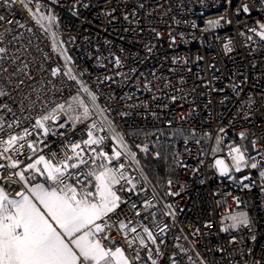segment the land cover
Wrapping results in <instances>:
<instances>
[{"label": "built area", "instance_id": "obj_1", "mask_svg": "<svg viewBox=\"0 0 264 264\" xmlns=\"http://www.w3.org/2000/svg\"><path fill=\"white\" fill-rule=\"evenodd\" d=\"M244 4L249 6L248 13L241 8ZM33 13L57 17L52 30L58 34L57 44L72 58L67 66L59 51H52L51 33L35 22ZM0 15L13 21L0 24V32L12 29L0 42L7 49L0 59V91L6 93L0 96V138L22 135L25 129L31 133L15 146L25 145L19 154L14 150L3 153L0 146L3 155L24 161L17 169L0 168V187L10 197L18 199L16 192L22 188L5 178L31 162L29 157L35 158L27 143L36 142L42 150L37 155L50 154L49 150L62 155L64 142L86 139L87 125L101 119L87 103L91 119L75 129H54L63 120L61 111L56 113L59 119L48 125L49 136L33 128L38 117L58 104L74 97L91 101L83 91L87 87L139 161L137 166L122 157L119 163H125L129 175L139 177L142 171L147 177V183L134 180L136 192L119 194L136 202L137 210H142L145 199L152 201L156 207L148 211L158 215L166 204L173 205L175 217L162 220L174 226L160 245L163 256L154 254L158 264H172L170 257L177 264H264V179L259 176L264 169V41L250 31L264 23V0H31L27 8L16 0L11 9L0 8ZM218 19L215 27L207 23ZM43 23L47 26L48 21ZM229 42L233 50L226 52L224 45ZM116 58L122 62L119 67ZM173 58L178 62L173 63ZM54 67L60 69L56 77L51 76ZM68 67L74 69L77 80L64 75ZM233 85L238 86L236 91ZM220 128L225 132L220 133ZM240 132L245 133L243 138ZM95 134L105 137L103 150L110 155L114 144L108 133ZM217 136L223 142L213 154ZM137 145H146L148 151ZM231 146L241 147L248 163L256 162L258 167H242L238 173L231 170L232 178L220 176L215 161L223 159L231 166ZM164 150L171 151V164L163 168V180L157 181L144 159L156 161ZM7 163L0 159V164ZM244 176L249 179L243 180ZM168 180L173 181L171 186ZM241 184L254 186L242 188ZM169 191L180 195H166ZM121 208L129 212L130 205ZM239 212L247 213L250 227H229L232 221L225 217ZM145 215L142 211L141 221L154 229L150 218L143 219ZM134 216L135 210L130 218ZM110 232L117 234L118 224ZM133 235L128 233L127 239ZM117 238L127 249L125 236ZM157 238L163 234L157 233ZM141 256L144 264H151L144 250Z\"/></svg>", "mask_w": 264, "mask_h": 264}, {"label": "snow or ice", "instance_id": "obj_2", "mask_svg": "<svg viewBox=\"0 0 264 264\" xmlns=\"http://www.w3.org/2000/svg\"><path fill=\"white\" fill-rule=\"evenodd\" d=\"M15 2L16 0H0V8L11 9ZM30 2L31 0H20L21 5L25 8ZM77 2L79 3L80 0ZM82 6L89 7L87 4ZM36 7L39 12L40 4L37 3ZM72 7L75 8L76 6L73 5ZM241 8L244 13L250 11L247 4L241 5ZM73 15H76L75 11ZM32 18L46 32L51 33L52 51H59L67 66L72 58L62 45L57 44L58 34L52 30L57 17L51 13L47 16L43 13H39L38 16L37 13H33ZM127 18L125 17V19ZM45 20L48 21L47 26L43 23ZM10 23L13 21L8 20L5 15H0V24ZM207 23L209 26L215 27L219 25L220 20H209ZM23 26L20 25V27ZM258 29H250V31H253L261 41H264V23H258ZM11 31L12 29L5 28L3 32H0V42L5 39V33ZM157 35L159 36V33ZM248 39L251 40L252 37H248ZM172 42L175 43V38ZM224 48L226 52L233 50L231 42L226 43ZM148 51L151 52L152 49L148 48ZM6 55L7 49L0 47V59ZM197 58L199 59V57ZM172 62L177 63L178 58H173ZM114 63L117 67L122 64L119 58H116ZM73 71V68L68 67L64 75L75 81L77 77L72 74ZM59 74V68L51 69L52 77ZM117 75L124 74L117 73ZM105 79L110 80L112 78L105 77ZM144 87L148 88L149 85L146 83ZM237 87V85H233V91H236ZM83 91L88 92L92 109L101 116L99 121L92 120L87 125V138L76 141L69 139L64 142L61 148L62 155L51 150H49L50 154L37 155L36 153L42 150L37 148L36 142L27 143V148L31 150L35 158L29 157L31 162L5 178L11 184L21 186L22 190L16 192L18 199L10 197L4 187H0V264H144L141 250L145 251L151 264H158L154 254L155 257L163 256L160 245L165 244L174 223L169 225L162 223V220L167 216L175 217V213L171 211L173 205L166 204L158 215L157 212L148 211L156 207L152 201L145 199L142 210H137L136 202L126 201L119 194V192H136L137 183L134 180H142L147 183V177L144 176L139 167H137V171H140L139 177H133L127 173L125 163H119L124 157L137 166L139 165L136 153L125 143L124 137L115 131L113 122L104 115L106 110L99 108L96 104V96L89 92L87 87H83ZM5 94L0 91V96ZM176 99L175 96L171 97L172 101ZM73 100L77 107L82 109L79 115L72 118V127L75 129L77 124L91 119V112L83 100L76 97ZM64 108L63 104L56 105L51 112L38 117L33 128L42 130L44 137L49 136L51 128L46 125V122L58 120L57 110L64 111ZM68 109L70 111L75 110L72 104L68 105ZM121 115L124 114L121 113ZM184 118L181 117V119ZM2 120L3 118L0 117V121ZM12 126V124L8 125L9 128ZM58 127L64 128V124L61 123ZM2 130L3 125L0 123V131ZM97 131H106L108 139L114 144L110 155L103 150L105 137L96 135ZM219 132L224 133L225 129L220 128ZM54 134L63 135V133ZM29 135L31 133L25 129L22 135L8 134L7 139L0 138L3 153L14 150L19 154L25 145L19 144L18 148L15 146ZM193 135H195L194 132ZM239 136L243 138L245 133L240 132ZM187 142L185 140L186 144ZM222 142V137L217 136V147L212 149L213 154L219 150ZM40 143L43 144L44 148L49 147L44 141H40ZM136 147L141 148V151H148L146 145L143 147L137 145ZM3 153H0V159H5L8 163L7 165L0 164V168L17 169L21 164H24L23 160L13 159L11 156L3 155ZM228 154L231 157V166L226 164L223 159L215 161V167L220 176L232 178L229 176L231 170L238 173L241 172L242 167L252 169L258 167L256 162L248 163L245 152L239 146H231ZM193 171L195 172L196 169L194 168ZM259 176L264 179V169L260 170ZM38 177L42 178V182L33 183ZM248 179V176L243 177V180ZM172 184L173 181L168 180V185L171 186ZM117 186H119V191ZM241 186L242 188H249L254 184H241ZM166 195L179 196L180 192L169 191ZM155 198L154 191L153 199ZM125 203L130 205L129 212H123L121 208ZM133 210H135V216L130 218V213ZM142 211L147 213L143 219L150 218L154 229L141 221ZM121 215H123V219L120 218ZM225 219L232 221L229 225L230 228L251 226V220L245 212L230 215ZM117 224L119 232L113 235L110 230ZM221 230L227 231L228 229L222 228ZM198 232L199 229H197ZM128 233L135 235L131 239H127ZM157 233L163 234V238L158 240ZM120 234L126 238L127 249L119 245L117 237ZM252 239H256L255 235L252 236ZM145 240L150 243H146ZM137 243L138 246H134ZM113 245L115 246L113 247ZM150 245H156V248L153 249ZM180 251L186 250L180 248ZM170 259L172 264H177L174 258L170 257ZM254 264H260V262L255 261Z\"/></svg>", "mask_w": 264, "mask_h": 264}, {"label": "trees", "instance_id": "obj_3", "mask_svg": "<svg viewBox=\"0 0 264 264\" xmlns=\"http://www.w3.org/2000/svg\"><path fill=\"white\" fill-rule=\"evenodd\" d=\"M162 157L159 158L156 161H150L149 159H144V162L146 163L151 175L157 180L162 181L163 180V168L166 166H170L171 164V151L165 152V150L161 153Z\"/></svg>", "mask_w": 264, "mask_h": 264}, {"label": "rangeland", "instance_id": "obj_4", "mask_svg": "<svg viewBox=\"0 0 264 264\" xmlns=\"http://www.w3.org/2000/svg\"><path fill=\"white\" fill-rule=\"evenodd\" d=\"M76 98H78V97H76ZM79 99V98H78ZM81 100V99H80ZM84 101V100H83ZM84 103L87 105V103L88 104H90L91 105V101H89V100H86V102L84 101ZM69 104H72V106H73V109H75L74 111H70L69 109H68V105ZM64 106H65V108H64V111H61V115H62V117H63V120L61 121V123H63L64 124V127H66V126H72L73 125V120H72V118L73 117H75V116H77V115H79L81 112H82V109H79L78 107H77V105H76V103H75V101L73 100V98L72 99H70V100H68L65 104H64ZM91 107H92V105H91ZM60 110H57V112H59ZM51 124V121H47L46 122V125H50ZM78 125V124H77ZM76 125V126H77ZM54 129L55 130H57V129H60L59 127H54ZM229 163L231 164L232 163V161H231V159L229 160Z\"/></svg>", "mask_w": 264, "mask_h": 264}, {"label": "crops", "instance_id": "obj_5", "mask_svg": "<svg viewBox=\"0 0 264 264\" xmlns=\"http://www.w3.org/2000/svg\"><path fill=\"white\" fill-rule=\"evenodd\" d=\"M26 175H27V173H26ZM36 182H42V178L38 177L36 181H33V183H36Z\"/></svg>", "mask_w": 264, "mask_h": 264}]
</instances>
